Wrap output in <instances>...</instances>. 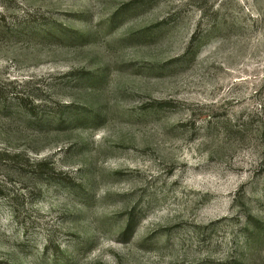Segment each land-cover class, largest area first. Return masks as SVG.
<instances>
[{
  "label": "rangeland",
  "instance_id": "rangeland-1",
  "mask_svg": "<svg viewBox=\"0 0 264 264\" xmlns=\"http://www.w3.org/2000/svg\"><path fill=\"white\" fill-rule=\"evenodd\" d=\"M0 264H264V0H0Z\"/></svg>",
  "mask_w": 264,
  "mask_h": 264
},
{
  "label": "trees",
  "instance_id": "trees-1",
  "mask_svg": "<svg viewBox=\"0 0 264 264\" xmlns=\"http://www.w3.org/2000/svg\"><path fill=\"white\" fill-rule=\"evenodd\" d=\"M23 101H24L23 98H20V97L17 96V98H16V102H18V104H22Z\"/></svg>",
  "mask_w": 264,
  "mask_h": 264
}]
</instances>
